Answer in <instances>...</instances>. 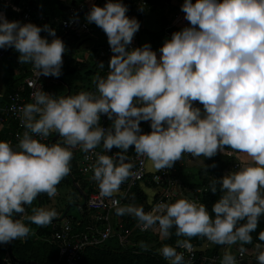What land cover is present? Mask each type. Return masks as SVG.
<instances>
[{"label":"clouds","instance_id":"clouds-1","mask_svg":"<svg viewBox=\"0 0 264 264\" xmlns=\"http://www.w3.org/2000/svg\"><path fill=\"white\" fill-rule=\"evenodd\" d=\"M128 11L122 0H106L86 14L112 53L94 90L60 96L39 86L31 102L12 106L23 132L15 146L0 140V244L25 240L31 224L46 227L58 217L55 208L32 207L27 215L26 207L41 194L57 195L79 149L85 160L94 153L85 172L91 170L99 195L111 200L117 216L134 218L141 231L157 232L161 240L180 238L158 249L167 264H191L178 249L192 253L193 237L222 247L219 264H241L237 254L242 258L246 245H252L256 264H264V230L255 243L252 235L264 218V0H183L188 25L155 51L149 43L131 47L140 23ZM0 49L18 53V63L30 64L38 80L62 75L67 49L47 24L9 21L0 13ZM130 149L157 172L189 154L210 159L235 152L247 162L212 180L210 192L220 195L211 210L187 195L146 211L116 198L137 175Z\"/></svg>","mask_w":264,"mask_h":264},{"label":"built area","instance_id":"built-area-1","mask_svg":"<svg viewBox=\"0 0 264 264\" xmlns=\"http://www.w3.org/2000/svg\"><path fill=\"white\" fill-rule=\"evenodd\" d=\"M84 1L87 2L88 0H83L80 2H78V0H60L62 6L69 5V10L67 12L68 18L63 20L61 23L62 30L68 32L75 31L76 37L79 40H82L90 32V26L84 18L86 17V14H83L84 11H86L84 8ZM3 7L4 9L0 11V13L5 14V16L13 11L20 22L28 23L31 21L32 10L25 3L21 4L19 11H14V7L12 8L11 6L8 7L3 5ZM183 16L184 13L181 12L177 18V24L179 26L185 27L188 25V22L183 19ZM167 36L168 38L171 37L170 34H167ZM140 46V41L137 37H134L131 47ZM99 55L103 59L110 57L112 53L110 52V48H107L101 51ZM5 57V50L0 49V61ZM107 71L108 69L105 71L104 76H106ZM62 84L63 83H61L59 80L51 76H41L38 80L35 77L31 66L29 75L24 79L20 89L13 92L0 94L2 99L0 102V133H2L0 135H2V138L0 140L11 141L15 146L17 142V133L23 132V128L20 125L19 114L13 109V105H16L18 108L23 104L31 102V92L35 87L41 86L44 91H47L50 88L59 87ZM109 123L110 121L102 117V124L104 126H107ZM141 127L145 132L150 130L147 122H141ZM49 140H51V136L49 137ZM100 150L101 149L98 148L96 151ZM74 151L79 156L77 160V170L79 174L91 179V170L89 169V171L85 172V169L88 168L91 163H93L95 159L94 153L87 154L89 155V159L85 160V153L80 152L79 149H75ZM116 151L117 149H112V153ZM237 155L238 153L234 152L231 156H223L232 158ZM128 156L135 164L133 171H135L137 175L129 182L121 186V193L118 194L116 198L119 199L123 204L130 203L134 199L135 192L139 190L143 184H146L151 188L158 189L154 203L161 201L172 202L179 184L178 178L175 176V174L180 170L185 169L192 159L191 155L189 154L186 158L177 161L171 169L161 170L150 175L148 173V161L146 158L137 157L131 149L128 152ZM240 166L241 164L239 161H234L230 166V169H228L226 172L231 170L236 171ZM156 177H159V180H157ZM92 186L95 191L92 192L85 199L83 205L79 207V211L83 216L81 221L77 222L72 216L64 215L60 219H55L52 224L47 226L50 227L52 233L50 237H45L44 241L49 244L58 245L61 256V261L59 264H80L88 248L101 246L113 239H117L120 246L127 249L133 246L132 243L134 232L143 234L152 231H141L136 224L131 231L124 232L123 225L115 222L117 215L112 208L111 200L99 195V189L94 181H92ZM151 206H144L145 210H150ZM84 225L85 228H82ZM199 239L203 240V238ZM179 251L184 252L185 260H190L191 264L195 263V259L192 255H189L182 249ZM233 251L235 252L234 247ZM0 254L3 255V257L0 259V264H27L25 261L22 262L14 257L11 242L8 244H0ZM221 254L222 251L216 253L212 257L204 255L199 260V262L200 264H219V258ZM237 258L241 260V264H256L253 247L249 249V251L245 253L242 258L237 254Z\"/></svg>","mask_w":264,"mask_h":264},{"label":"trees","instance_id":"trees-1","mask_svg":"<svg viewBox=\"0 0 264 264\" xmlns=\"http://www.w3.org/2000/svg\"><path fill=\"white\" fill-rule=\"evenodd\" d=\"M15 1V0H14ZM83 0H78V2ZM165 2L170 0H163ZM195 2V0H193ZM97 0H88L87 2L84 1V8L86 10H90L92 4H95ZM106 0H98L97 6H103ZM126 5L129 8V11L126 12V15H128L130 18L135 17L139 23L140 28L137 33L134 35L137 36L138 40L141 42V39L145 36L149 37L153 44H159L162 46V43L165 39L168 38L167 34H172L175 31H179L175 27L164 29L159 32H149L146 29L142 28L144 15L146 13V7H144L142 4H152L153 2H156L155 0H125L124 1ZM158 2V1H157ZM22 3H25L28 5L32 10V17H31V23L35 24L38 27H42L43 25L47 24L50 27L55 29L56 38H60L62 42L66 46V53L62 54V75L59 78H56L61 83L68 84V87L71 90V95H74L78 93L79 91H91L94 90L95 85L90 80L86 81L82 79V83L78 84L77 82H69L67 79L70 77L77 76L80 77H87L89 76H104L105 71L107 70V65L109 58H104L103 64L104 68L101 69L97 65L91 66V70L87 72H83L85 65L74 59L73 57V49L78 43L79 39L76 37L75 31H63L62 30V21L68 18V14L64 13L61 10V3L60 0H16L13 5H17L18 9L21 6ZM159 3V2H158ZM11 4V3H10ZM11 6V5H10ZM13 7V6H11ZM19 21V20H18ZM91 29H97L98 27L95 24H90ZM42 37H47L49 40L52 39V37L48 36L46 32H41ZM6 56H14L15 58L18 57V53H16L13 49H7L5 50ZM25 67V73L23 75L19 76L18 78L9 77L5 81V92H13L21 88L22 83L24 79L29 75V70L31 68L30 64L24 65ZM83 72V73H82ZM49 93H52L54 95H60L63 96L67 93V87L66 90L63 92H58L54 89H51ZM200 106V105H196ZM55 135L51 136V140L54 138ZM2 138V135H0V139ZM79 156L74 151V157L72 160V171L69 174L72 179V184L74 186V190L76 192H81L84 196V199H86L92 192L95 191L93 186L90 187L89 184L91 183V179L89 177H85L81 174H79L77 170V160ZM230 159L225 160H218L217 162L212 159L211 164L215 163L216 167H210V165L207 168L201 169L198 173V182H196V185H191L190 183L184 182L182 180V186L183 187H189L191 190L194 189V198L202 203H205L209 210H211L212 203L215 202V200L219 199L220 193L217 192V194H212L209 190V185L212 182L214 178H219L225 172L230 169L231 165ZM70 184V183H69ZM79 184H81L79 186ZM68 185V181H67ZM145 185V184H144ZM150 196H147L144 191L140 188L135 192L134 199L131 202H135L136 204H142L144 206H151L154 203V200L152 202L149 201ZM40 203L38 204L37 200L33 201L32 205H29L26 207V214L31 215V209L32 207H40L47 203L48 196L47 194H41L39 197ZM120 221L123 223V231L129 232L133 229V227L136 225V220L129 216H121ZM25 223H29L25 220ZM30 227L33 229V234L35 235L34 238L31 237V234L28 238L25 239L24 243L21 244L19 240H15L12 244V251L13 255L17 260L25 261L26 263L30 262H36L38 264H59L61 261L60 256V250L57 244H49L44 241L45 237H50L52 231L50 227H38L34 224H31ZM264 230V218H261L259 226L257 228V232L252 233L254 243L256 242V234L260 231ZM174 232V230H173ZM179 237H176L174 234L169 237L168 239L164 241H160L159 235H156L154 231H149L147 233H139L134 232L133 234V243L132 247L124 248L121 247L117 239H113L107 243H104L101 246L98 247H91L88 248L83 256V259L80 264H167V261H165L159 254L158 249L161 247L162 244H170L175 246L176 240ZM148 239H151L156 244L152 247L146 248L142 247L141 244L148 241ZM37 242L41 247V253L34 252L32 249V243ZM208 241L205 239L200 240L197 237H193L191 239V243L194 245V251L192 253H188L189 255H192L195 259L194 264H200L199 260L204 256H210L212 257L216 253H219L221 246L218 245H206L207 249L205 251L197 250L201 249L203 245L207 244ZM248 249L252 248V245H246ZM235 248V246H234ZM181 250V249H178ZM183 250V249H182Z\"/></svg>","mask_w":264,"mask_h":264},{"label":"crops","instance_id":"crops-1","mask_svg":"<svg viewBox=\"0 0 264 264\" xmlns=\"http://www.w3.org/2000/svg\"><path fill=\"white\" fill-rule=\"evenodd\" d=\"M15 1L14 0H8V1L7 0H0V11H2L4 9L3 5L10 7V3L12 4L11 6L14 7L13 4L15 3ZM20 1H23V0H20ZM124 1L125 0H122V2L124 4H126ZM155 1L156 2H153L150 5L149 4H147V5L146 4H142L144 7H146V13L144 15V20H143V24H142V28L143 29H146L149 32H159V31L164 30V29H169V28L173 29L174 27L176 29H178V30L183 28L182 26H179L177 24V18L179 16V14L181 13L180 5L183 3V0H170V1H167V2H165L163 0H155ZM66 7L69 8V5L66 6ZM87 13H85V14H87ZM6 18L9 21L19 20L16 17L15 12H13V11L8 13ZM89 26H90V24H89ZM134 37H137V36L134 35ZM144 38H145V43H149L154 51L157 50L159 47H161V45H159V44L158 45L157 44H153V42L151 41V39H149V37L145 36ZM140 45L142 46L143 44L140 43ZM107 48H109V45L107 43V37H106L105 33L100 28H97V29H91L90 28L89 34L86 35L82 40H79L78 43L76 44V46L74 47V49H73V57H74V59H76L77 61H79L83 65H85V68H84L83 72H87V71L92 69L91 66H94V65L98 66V64H100L101 62H104V61L107 60V59L104 60V58L102 59V57L99 55L101 51H103V50H105ZM158 56H159V53H158ZM5 59H7V61L11 65V68H12L11 72L12 73L14 72V74L16 75L15 78H18L19 76L23 75V73H25L26 70H25L24 65H26V64L18 63V59L15 58L14 56H11V57L10 56L9 57L6 56L3 60H5ZM0 62H2V60ZM89 77L90 78H87V77L78 78L77 76H74L72 78H75L76 80L72 81V83L77 82L78 84H81L82 83L81 82L82 79H83V81H84V79L86 81L90 80L93 83V81L95 79V76H92V77L89 76ZM8 78L9 77H7L4 80V82L2 84V90H0V94H5L6 93L5 92V81ZM51 89H54V90H56L58 92H63L64 90H66V86L64 84H62L59 87L50 88L46 92H50ZM70 94H71V92H70ZM0 134H2V133H0ZM212 159H214L215 162H217L218 160L230 159L231 160V162H230L231 165L233 164L234 161H239L241 165L243 163L247 162V158L242 156V155H240V154H238L237 156L232 157V158L223 156V155H221L219 153L217 154V156H215L213 158H210V159L203 158V157L192 158L191 162L187 165V167L185 169L180 170L179 172H177L175 174V176L178 178L179 184L177 186V191L175 193L173 201L178 199V198H181V196L193 195V198L195 197L194 193H193L194 189L191 190L189 187H183L182 184H181L182 180L184 182L190 183L191 185H194V184L196 185V182H198L197 177H198L199 171L201 169L207 168L211 164ZM147 165H148V173L150 175L157 172V171L151 169L150 162H148ZM61 183H62L61 185L64 186V187L68 186L67 185V181H62ZM91 183H92V181H91ZM80 185L81 184H79V186ZM89 185H90V187L92 186V184H89ZM141 189H142V191L145 192V194L147 196H150L148 198L150 202H152L153 199H155V197H156V195L158 193V189L157 188H151V187L147 186L146 184L145 185L143 184L141 186ZM76 193L78 195L77 202L78 203L81 202V204L83 205V203L85 202L84 196L82 195L81 192H76ZM67 199H68V196H67ZM47 202H49V197H48ZM72 203H69L66 207H64L60 211V213H59V215H58V217L56 219H60L64 215H70L77 222L81 221L83 216H82L81 212L79 211V207L80 206L77 207L78 215L76 217V216L73 215L72 210H71V206L73 205ZM120 218H121V216H116V221L115 222L123 225V223L120 221ZM82 228H85V225ZM154 233L156 235H158L157 232H154ZM159 239H160V237H159ZM164 240H166V239H164ZM164 240H162V241H164ZM42 241H44V240L42 239ZM160 241H161V239H160ZM208 244H209V246L210 245L211 246L214 245V244H211L210 242H207V244L202 246L201 249H203V250H201V251H205L207 249L206 245H208ZM220 251H222V247H221ZM1 258H2V256L0 255V259ZM22 262H24V261H22ZM30 263H33V262H30Z\"/></svg>","mask_w":264,"mask_h":264},{"label":"rangeland","instance_id":"rangeland-1","mask_svg":"<svg viewBox=\"0 0 264 264\" xmlns=\"http://www.w3.org/2000/svg\"><path fill=\"white\" fill-rule=\"evenodd\" d=\"M14 8H18L17 5H14ZM140 43L144 44L145 38H142ZM11 71H12V68H11V65L9 64V62L7 61V59L2 60V62H0V90H2V84L7 77H13V78L16 77L14 72L12 73ZM74 80H76V79L72 78V77L67 79V81H69V82H72ZM62 181H68V186L67 187L62 186L61 185ZM62 181L60 182L59 185H57V188H58L57 197L49 198V202H47V204H45L43 206L40 204L39 206L40 207L42 206L45 208H55L59 214L60 211L64 207H66L69 203L73 202L72 203L73 205L71 206V210H72L73 215L77 217V215H78L77 207L82 206V204H81V202L80 203L77 202L78 195L74 191V186L72 184V179H71L70 175H68ZM67 196H68V199H67ZM38 201H39V198H37V202ZM39 203H40V201L38 202V204ZM31 237L34 238L35 235L32 233ZM19 241L21 242V244H23L25 240H19ZM161 242H162V240H161ZM155 244L156 243L153 242L151 239H148V241L145 243V245L147 246L146 248L152 247ZM31 246H32V248H33L32 250L34 252L41 253V248H40L41 246L37 242H33ZM0 255L3 257L2 254H0Z\"/></svg>","mask_w":264,"mask_h":264},{"label":"water","instance_id":"water-1","mask_svg":"<svg viewBox=\"0 0 264 264\" xmlns=\"http://www.w3.org/2000/svg\"><path fill=\"white\" fill-rule=\"evenodd\" d=\"M97 2H98V0H97ZM97 2L95 3L96 5H97ZM61 10H62L63 12H65V13H67L68 10H69V8L66 7V6H61ZM88 11H89V10H88ZM88 11H87V10L84 11L83 14L87 13ZM64 85L67 87V93H66V95H70L71 90H70V88L68 87V84L64 83ZM1 100H2V99H1V97H0V102H1ZM55 139H56V137L54 136V138L52 139V141H54ZM190 196L193 198V195H190ZM14 241H15V240H13V241L11 242V244H13ZM197 250H203V249H197ZM32 264H38V263H32Z\"/></svg>","mask_w":264,"mask_h":264}]
</instances>
